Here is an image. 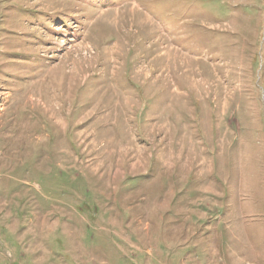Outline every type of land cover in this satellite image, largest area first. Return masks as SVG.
<instances>
[{"label": "rangeland", "instance_id": "obj_1", "mask_svg": "<svg viewBox=\"0 0 264 264\" xmlns=\"http://www.w3.org/2000/svg\"><path fill=\"white\" fill-rule=\"evenodd\" d=\"M0 264H264V0H0Z\"/></svg>", "mask_w": 264, "mask_h": 264}]
</instances>
